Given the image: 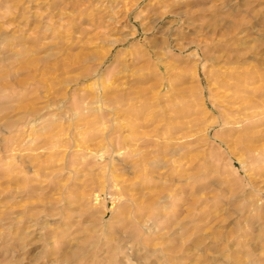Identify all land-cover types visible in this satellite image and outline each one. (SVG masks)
I'll use <instances>...</instances> for the list:
<instances>
[{
  "label": "rangeland",
  "instance_id": "374dc122",
  "mask_svg": "<svg viewBox=\"0 0 264 264\" xmlns=\"http://www.w3.org/2000/svg\"><path fill=\"white\" fill-rule=\"evenodd\" d=\"M263 153L264 0H0V264H264Z\"/></svg>",
  "mask_w": 264,
  "mask_h": 264
},
{
  "label": "bare ground",
  "instance_id": "6f19581e",
  "mask_svg": "<svg viewBox=\"0 0 264 264\" xmlns=\"http://www.w3.org/2000/svg\"><path fill=\"white\" fill-rule=\"evenodd\" d=\"M221 83H222V81H221ZM222 84H223L222 87L225 90L228 89V91H226V92L228 94H230L229 96L227 95L226 98L224 97L225 99L221 98V101H222L221 104L222 105H219L220 107H222V110L224 113V121L226 122V124L228 126H230V130L227 132L228 133L227 137H230V138L232 137L233 140L235 138H238L241 140V142H243V141L251 138L253 135H255V132H256L255 131L256 127H254V125L252 123L253 115L247 113L248 112V104L250 102L249 103L246 102L247 100L241 96V92H240L238 86L236 84H235L236 86L233 85L230 80L227 81L226 78H223ZM239 86H240V84H239ZM220 88H221V86H220ZM226 92H224V93H226ZM249 108H250V104H249ZM229 132H230V135H229ZM178 135H176V136H178ZM181 139H182V137H181Z\"/></svg>",
  "mask_w": 264,
  "mask_h": 264
}]
</instances>
